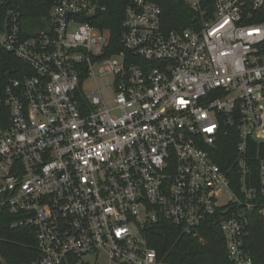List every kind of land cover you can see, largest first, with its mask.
I'll list each match as a JSON object with an SVG mask.
<instances>
[{"label":"built area","instance_id":"2783aa9c","mask_svg":"<svg viewBox=\"0 0 264 264\" xmlns=\"http://www.w3.org/2000/svg\"><path fill=\"white\" fill-rule=\"evenodd\" d=\"M200 1L187 0L194 11ZM212 4L167 31L157 3L131 0L123 51L110 55L93 23L100 0H57L30 36L18 12L4 14L0 49L21 63L0 73V220L34 237L28 264H169L144 235L163 221L199 239L216 224L232 264H252L243 241L248 214L264 218V159L249 155L264 142V0ZM89 78L97 89L83 92ZM225 137L236 156L223 168L213 155Z\"/></svg>","mask_w":264,"mask_h":264},{"label":"trees","instance_id":"16d2710c","mask_svg":"<svg viewBox=\"0 0 264 264\" xmlns=\"http://www.w3.org/2000/svg\"><path fill=\"white\" fill-rule=\"evenodd\" d=\"M57 0H0V21L7 11H16L20 16V25L25 36L42 29L49 21L51 7ZM105 9L93 17V23L108 34V46L105 55L123 51L120 43L123 32L122 20L125 6L131 0H100ZM159 5L160 21L164 30H182L191 28L201 20V14L212 13V0H201L197 11H194L186 0H149ZM130 55V54H129ZM134 62L138 59L132 58ZM12 54L0 49V73L10 71L11 65L20 64ZM18 76V75H16ZM213 158L226 168L236 156L235 142L225 137L219 143ZM252 158L259 156L264 159V142L255 144L250 149ZM252 175L257 171L252 162ZM260 203L264 204V195H260ZM7 219L0 220V264H28L39 257L35 240L26 235V229H9ZM247 234L244 237V250L252 258V264H264V218L260 210L255 209L248 214ZM202 239L182 234L169 224L161 222L149 225L144 231L149 247L153 248L159 260L169 264H232L227 256L225 240L216 224H205L200 228ZM61 264L78 263L73 255H68Z\"/></svg>","mask_w":264,"mask_h":264},{"label":"rangeland","instance_id":"374dc122","mask_svg":"<svg viewBox=\"0 0 264 264\" xmlns=\"http://www.w3.org/2000/svg\"><path fill=\"white\" fill-rule=\"evenodd\" d=\"M187 1V0H186ZM189 1V0H188ZM111 82V79L108 78L107 80H97V84L102 87V84L104 85H107ZM81 89L83 90V92H92V91H95L96 88V83H95V80L92 79V78H89V79H85L81 85ZM108 92V89L107 87L102 89V93L104 95L105 98H107V93ZM106 264V263H104Z\"/></svg>","mask_w":264,"mask_h":264}]
</instances>
